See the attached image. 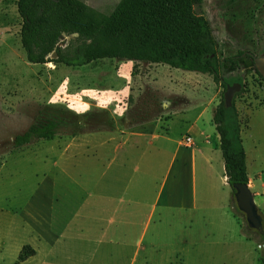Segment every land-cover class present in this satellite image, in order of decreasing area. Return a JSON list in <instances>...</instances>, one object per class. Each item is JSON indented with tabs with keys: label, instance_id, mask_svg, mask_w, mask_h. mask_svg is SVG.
Instances as JSON below:
<instances>
[{
	"label": "rangeland",
	"instance_id": "rangeland-1",
	"mask_svg": "<svg viewBox=\"0 0 264 264\" xmlns=\"http://www.w3.org/2000/svg\"><path fill=\"white\" fill-rule=\"evenodd\" d=\"M80 1L103 14L119 2ZM200 5L220 77L241 81L233 103L248 186L264 217V81L240 56L264 55V0ZM21 22L17 0H0V264H264V243L243 236L245 216L224 176L212 121L219 82L129 60L33 64ZM47 118L60 123L52 139L13 147L16 135ZM141 127L161 138L151 146L132 134ZM166 174L179 175V206L168 185L160 191ZM25 245L33 253L19 260Z\"/></svg>",
	"mask_w": 264,
	"mask_h": 264
},
{
	"label": "trees",
	"instance_id": "trees-1",
	"mask_svg": "<svg viewBox=\"0 0 264 264\" xmlns=\"http://www.w3.org/2000/svg\"><path fill=\"white\" fill-rule=\"evenodd\" d=\"M195 3L200 5L202 0H119L109 14H103L80 0H17L22 20L20 42L26 60L33 64L54 62L82 66L103 58L129 60L210 74L224 90L227 83L241 85L239 78L227 81L220 77L210 25L195 11ZM73 34L77 36L72 38ZM65 36L69 38L66 40ZM61 42L63 46L59 45ZM52 51L57 57H49ZM224 60L235 62L232 57ZM212 121L218 134L224 176L234 195L233 184L248 183V174L240 120L233 99L226 107L222 95ZM59 129L57 120H39L14 137L13 147L37 139H52ZM261 218L262 229L246 226L243 236L264 243V217L261 215ZM22 250L25 254H20L19 260L33 253L29 245Z\"/></svg>",
	"mask_w": 264,
	"mask_h": 264
},
{
	"label": "water",
	"instance_id": "water-1",
	"mask_svg": "<svg viewBox=\"0 0 264 264\" xmlns=\"http://www.w3.org/2000/svg\"><path fill=\"white\" fill-rule=\"evenodd\" d=\"M195 11H203L204 7L199 6L198 3L194 4ZM77 34H73L71 37L74 38ZM248 55L251 57L255 69L264 77V55L255 56L249 51L243 52L241 56ZM49 57L55 58L57 54L55 51H52L49 54ZM241 85L238 82L232 84H227L223 92V100L226 107H229L232 103L234 93L240 89ZM234 200L237 206V209L241 211L246 220V224L249 228L255 230L262 229V218L258 212V208L254 202L253 194L248 186V183H234Z\"/></svg>",
	"mask_w": 264,
	"mask_h": 264
},
{
	"label": "crops",
	"instance_id": "crops-1",
	"mask_svg": "<svg viewBox=\"0 0 264 264\" xmlns=\"http://www.w3.org/2000/svg\"><path fill=\"white\" fill-rule=\"evenodd\" d=\"M139 63H143V62H138V61H132V68H134L135 67V65H137V64H139ZM145 63V62H144ZM146 64H149V63H146ZM149 65H154L155 66V64H149ZM134 75H133V72H132V94H136V90H134L133 89V80H134ZM166 104H168V103H165V102H163L162 103V106H165ZM148 128L149 127H147V130H148ZM144 133H147L146 132V129H145V127H141V128H138V129H135L134 131H132V134H140V135H144V136H146V137H149L150 138V141H148V143L152 146L153 145V143H154V141L155 140H158V139H160L161 138V134H158V133H153L152 131L151 132H149L148 133V135H146V134H144ZM153 133V134H152ZM155 149H157L158 151H162V149H161V147H156ZM176 166H177V173H178V171L182 174V167H183V164L181 163V165L178 163V162H176ZM172 166H174V163L172 162L171 164H170V166H169V168H168V172H169V169H172ZM180 174V175H181ZM168 174H166L165 175V178H164V180H163V182L161 183V189H160V191H162V189L165 187V186H167L168 185V187H167V195H169V197L171 198V204H174L175 206H179L180 205V198H179V193H180V190H181V187H180V178H179V175L177 176L176 175V177L175 176H173L172 178L173 179H171V181L170 180H168V176H167ZM184 199V198H183ZM183 201V200H182ZM118 217H120V216H118ZM120 221V220H119ZM104 232H105V230H104Z\"/></svg>",
	"mask_w": 264,
	"mask_h": 264
},
{
	"label": "built area",
	"instance_id": "built-area-1",
	"mask_svg": "<svg viewBox=\"0 0 264 264\" xmlns=\"http://www.w3.org/2000/svg\"><path fill=\"white\" fill-rule=\"evenodd\" d=\"M205 137H207V136H205ZM206 139H208V138H206ZM182 143L185 147H191L193 144L192 139L189 135L184 136V138L182 139Z\"/></svg>",
	"mask_w": 264,
	"mask_h": 264
},
{
	"label": "flooded vegetation",
	"instance_id": "flooded-vegetation-1",
	"mask_svg": "<svg viewBox=\"0 0 264 264\" xmlns=\"http://www.w3.org/2000/svg\"><path fill=\"white\" fill-rule=\"evenodd\" d=\"M199 6H201V5H199ZM198 13V12H197Z\"/></svg>",
	"mask_w": 264,
	"mask_h": 264
}]
</instances>
